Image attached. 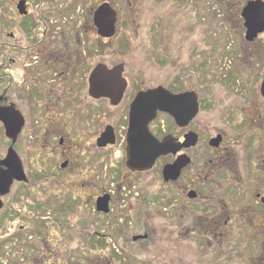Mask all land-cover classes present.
Listing matches in <instances>:
<instances>
[{
    "label": "flooded vegetation",
    "instance_id": "1",
    "mask_svg": "<svg viewBox=\"0 0 264 264\" xmlns=\"http://www.w3.org/2000/svg\"><path fill=\"white\" fill-rule=\"evenodd\" d=\"M249 1L240 7L242 31L236 35L242 42L231 48L230 55L224 54L230 46L217 48L208 30L189 47L187 78L175 79L166 88L175 95L192 93V105L194 97L197 100L196 114L179 122L191 109L188 103L181 104L173 115L159 112L150 129L157 138L171 136V152L157 158L148 171H131L126 167L131 105L140 91L151 86L139 85L124 62L82 63L83 54L90 58L96 53L94 47L81 46L80 30L71 28L68 39L65 31L57 30L54 10L62 0H0V169L9 170L4 162L12 148L27 178H14L7 193L0 187V229L4 222L18 217L14 196L16 186L31 181L33 140L41 134L45 160L59 154L61 167L66 168L74 165L81 143L79 137L61 133L74 125L76 131L87 134L92 152L107 159L114 156L121 172L144 175L160 165L162 183L157 194L164 207L156 210L157 217L174 230L175 240L190 241L196 258H205L204 264H264V30L247 39L242 12ZM94 27L97 37L111 39L99 35L95 23ZM109 51L112 54L111 48ZM100 64L109 69L123 65L127 86L118 103L108 97L98 99L90 91L89 78ZM229 68L243 72V76L235 78L233 71L223 76ZM212 112L214 119L210 118ZM162 116L169 119V131L158 123ZM107 131L114 142L100 146L99 140ZM194 134L196 143L189 137ZM181 160L184 165L179 173L165 179V166L178 167ZM103 194H110L111 205L114 196L108 192L98 194L94 204ZM150 201L156 204L149 192L141 197L144 206ZM45 210L50 213L48 207ZM96 210L101 212L97 204ZM139 217L142 220L143 214ZM26 227L20 224L12 232L15 242L25 237ZM31 236L27 233L25 241ZM136 236L132 241L145 240H135Z\"/></svg>",
    "mask_w": 264,
    "mask_h": 264
},
{
    "label": "rangeland",
    "instance_id": "2",
    "mask_svg": "<svg viewBox=\"0 0 264 264\" xmlns=\"http://www.w3.org/2000/svg\"><path fill=\"white\" fill-rule=\"evenodd\" d=\"M106 1L118 11L117 33L110 40L97 37L92 20L102 0H62L54 10L56 28L65 31L67 39L71 28L80 30L81 46L94 47L96 57L83 54L82 63L124 62L139 85L170 88L175 79L187 78L189 47L206 30L211 31L217 48L230 46L226 55L242 42L239 15L247 0ZM211 62L213 67L217 59ZM232 71L235 78L243 76L232 68L223 71V76ZM214 117L212 112L210 118ZM158 123L169 131L168 117L162 116ZM75 131L72 125L61 133L68 138L77 136L81 143L74 165L66 168L61 167L59 154L45 160L41 134L33 140L31 181L16 186L14 196L18 217L4 222L0 229V264H204L205 258H196L190 241L175 240L174 230L157 217L156 210L164 207L157 194L162 183L160 165L154 172L138 175L140 178L121 172L114 156L107 159L102 153L95 154L87 134ZM102 192L114 196L109 215L99 213L94 204ZM148 192L156 204L150 201L144 206L141 197ZM37 204L43 211H34L31 206ZM46 207L50 213H44ZM20 224L32 235L28 242L26 234L16 242L12 236ZM140 233L148 237L132 241ZM105 234L109 238L100 242L98 236Z\"/></svg>",
    "mask_w": 264,
    "mask_h": 264
},
{
    "label": "water",
    "instance_id": "3",
    "mask_svg": "<svg viewBox=\"0 0 264 264\" xmlns=\"http://www.w3.org/2000/svg\"><path fill=\"white\" fill-rule=\"evenodd\" d=\"M118 11L110 5L109 2L101 4L94 13V23L98 29L99 35L104 38H112L117 33ZM242 16L245 19V27L247 28V39L253 38L258 32L264 30V1H249L243 8ZM123 76V65H118L109 69L106 65L100 64L93 71L90 83L91 93L98 99L100 97H108L113 103H118L123 97L127 82ZM262 94L264 95V78L261 86ZM192 93H183L175 95L172 91L164 86L149 88L140 91L131 105L130 123L128 129V147L126 167L131 171H148L155 165L157 158L162 155H167L171 152L172 138L170 135L157 138L150 129V124L154 121L159 112H165L169 115L177 113L178 108L182 104L189 105V111L186 115V122L189 121L197 111V100L194 97L193 105L190 101ZM192 106L194 107L192 110ZM180 115V114H178ZM8 135L10 126L8 124ZM108 131L99 140V145L104 146L108 143H113ZM191 141L196 143V134L190 135ZM9 166L8 171L0 169V187L3 193L9 191V186L12 185L14 178L18 180H27L21 160L18 158L15 151L9 150L7 160L4 162ZM184 165V160L177 165H167L163 171L165 179L169 180L176 176L180 168ZM110 194H103L98 198L97 209L101 212H110ZM3 203L0 201V207ZM148 235H138L134 239L147 238Z\"/></svg>",
    "mask_w": 264,
    "mask_h": 264
},
{
    "label": "trees",
    "instance_id": "4",
    "mask_svg": "<svg viewBox=\"0 0 264 264\" xmlns=\"http://www.w3.org/2000/svg\"><path fill=\"white\" fill-rule=\"evenodd\" d=\"M44 206V205H43ZM33 209H34V211H38V212H41V211H43L42 210V207L40 206V204H37L36 206L34 205V206H31ZM46 212V210H44V213ZM41 231H44V230H41ZM101 240L102 239H100V242H101ZM102 241H104V240H102ZM102 244V243H101Z\"/></svg>",
    "mask_w": 264,
    "mask_h": 264
}]
</instances>
